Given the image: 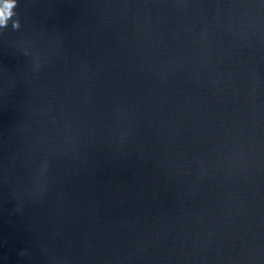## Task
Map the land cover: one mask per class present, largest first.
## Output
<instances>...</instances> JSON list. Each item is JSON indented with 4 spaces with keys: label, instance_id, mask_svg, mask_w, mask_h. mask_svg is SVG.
Here are the masks:
<instances>
[{
    "label": "water",
    "instance_id": "water-1",
    "mask_svg": "<svg viewBox=\"0 0 264 264\" xmlns=\"http://www.w3.org/2000/svg\"><path fill=\"white\" fill-rule=\"evenodd\" d=\"M16 2L0 264H264V0Z\"/></svg>",
    "mask_w": 264,
    "mask_h": 264
},
{
    "label": "clouds",
    "instance_id": "clouds-1",
    "mask_svg": "<svg viewBox=\"0 0 264 264\" xmlns=\"http://www.w3.org/2000/svg\"><path fill=\"white\" fill-rule=\"evenodd\" d=\"M16 7V0H3V4L0 6V28L7 26L8 21L14 16L13 9ZM13 27L18 29L20 25L18 22H14Z\"/></svg>",
    "mask_w": 264,
    "mask_h": 264
}]
</instances>
